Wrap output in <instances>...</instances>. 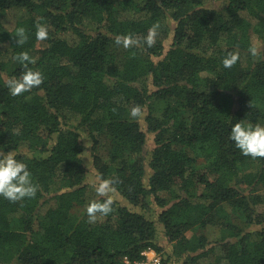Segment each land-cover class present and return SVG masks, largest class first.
Masks as SVG:
<instances>
[{
    "label": "trees",
    "instance_id": "1",
    "mask_svg": "<svg viewBox=\"0 0 264 264\" xmlns=\"http://www.w3.org/2000/svg\"><path fill=\"white\" fill-rule=\"evenodd\" d=\"M9 9L25 15L12 26L0 19V151L28 163L38 191L0 197V264H125L145 250L161 264H264V158L229 139L240 119L264 122V0H0V15ZM157 23L152 47L114 42ZM19 28L27 39L17 46ZM226 49L240 54L228 69ZM22 51L44 82L12 97L4 81L24 70L13 59ZM82 128L96 177L114 179L126 201L113 199L95 223ZM151 205L164 208L171 253L144 213Z\"/></svg>",
    "mask_w": 264,
    "mask_h": 264
},
{
    "label": "clouds",
    "instance_id": "2",
    "mask_svg": "<svg viewBox=\"0 0 264 264\" xmlns=\"http://www.w3.org/2000/svg\"><path fill=\"white\" fill-rule=\"evenodd\" d=\"M159 24H153L147 34L138 39L131 34H120L115 37V44L128 49L138 46L141 43L147 47H152L156 42ZM49 35L48 27L44 23L36 25L35 36L39 40L47 39ZM16 45H23L27 39L25 29L19 28L15 36ZM249 52L257 55L256 47H250ZM239 52L235 50H225L221 58L224 68H231L239 59ZM24 69L19 76H11L4 81L9 94L18 97L30 92L34 88L40 87L44 82V75L39 69H33L29 65H35L36 60L27 52H20L13 57ZM130 116L133 118L142 116V107L136 105L131 108ZM229 139L234 146L244 155L252 158H264V122L253 123L240 119L231 125ZM116 181L111 178L98 177L92 184L96 199L91 200L86 206V216L89 223H95L98 214L107 216L112 212V193L116 191ZM38 191V185L34 182L32 172L26 161L17 159L14 150L8 152L0 151V197L16 202L25 198H32ZM103 198V199H101Z\"/></svg>",
    "mask_w": 264,
    "mask_h": 264
},
{
    "label": "rangeland",
    "instance_id": "3",
    "mask_svg": "<svg viewBox=\"0 0 264 264\" xmlns=\"http://www.w3.org/2000/svg\"><path fill=\"white\" fill-rule=\"evenodd\" d=\"M25 15L24 10H19V9H9L8 11H6L4 14H1L0 19L3 23V25L5 26H12L14 24V22L23 17ZM174 24V22L172 20L169 21V25L172 26ZM46 44L42 41H39L36 43V47L37 48H43ZM263 46V44H262ZM148 138V146L146 148H151V139ZM81 138H82V142L84 144V151L82 153V159H83V163L87 169V182L92 186V184L97 180L96 177V173L93 169V150H92V141L90 139V137L88 136L87 132L82 128L81 130ZM106 146V141H104L102 138L99 139L97 145L95 146V152L101 153L104 148ZM202 162V161H201ZM62 185V183L58 182V183H54L52 187L54 188H59ZM94 191V190H93ZM112 195V199H115L117 201H119L121 204H126V201L124 200V198L122 199V197L115 191L114 193L111 194ZM167 208V207H166ZM164 209V208H163ZM160 207H156L154 205H151L150 210L144 211L145 215L147 217H149L150 219H152L155 224H156V228H157V240L159 241V244H161V246L163 247V249L165 250V253H171L172 252V248H171V243L168 241V238L166 237V235L164 234V228L162 223L158 220V214L163 210ZM142 210V209H140ZM78 209L75 211L78 213ZM205 231V230H204ZM202 234L203 233V229L201 228H194L192 230H189L185 233L186 236H191L192 234ZM160 256V258H162V255L158 254ZM172 264H180L178 262H174Z\"/></svg>",
    "mask_w": 264,
    "mask_h": 264
},
{
    "label": "built area",
    "instance_id": "4",
    "mask_svg": "<svg viewBox=\"0 0 264 264\" xmlns=\"http://www.w3.org/2000/svg\"><path fill=\"white\" fill-rule=\"evenodd\" d=\"M142 255L144 259L135 262L126 260L125 264H161L160 256L153 250H145L142 252Z\"/></svg>",
    "mask_w": 264,
    "mask_h": 264
}]
</instances>
